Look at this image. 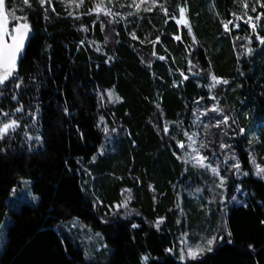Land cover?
I'll return each instance as SVG.
<instances>
[{
  "label": "trees",
  "instance_id": "1",
  "mask_svg": "<svg viewBox=\"0 0 264 264\" xmlns=\"http://www.w3.org/2000/svg\"><path fill=\"white\" fill-rule=\"evenodd\" d=\"M29 3L5 0L32 35L0 85V126L17 121L0 139V220L11 216L0 264H264V178L255 174L264 167V16L255 20L264 8ZM190 145L203 166L189 160ZM22 177L37 202L14 210L6 198ZM202 233L217 238L212 251L181 260ZM91 235L108 257L85 259Z\"/></svg>",
  "mask_w": 264,
  "mask_h": 264
},
{
  "label": "snow or ice",
  "instance_id": "2",
  "mask_svg": "<svg viewBox=\"0 0 264 264\" xmlns=\"http://www.w3.org/2000/svg\"><path fill=\"white\" fill-rule=\"evenodd\" d=\"M46 2V0H40V4L43 5ZM83 0H81V3ZM143 2V0H142ZM25 5L30 7L29 0H24ZM256 3L260 4L261 8H264V3H261V0H256ZM135 7L139 8V5H134ZM242 7L246 10L248 8V3H244ZM97 8L99 9L100 6L98 5ZM55 9H53L54 11ZM148 11L151 10V8L146 9ZM181 16L184 15L185 9L181 7L179 9ZM252 12H256L257 9L255 6L251 9ZM105 14H111L110 11L105 10ZM165 14H167V11L165 9ZM235 16L236 14L233 13ZM244 15L247 16V20H245V23L250 25L253 31L256 30V23L253 22V17L249 16L247 14V11L244 12ZM261 16H264V13H261L255 17L256 21H259L261 19ZM11 17V18H10ZM237 19H241V17L237 16ZM181 21H178V23ZM225 29H228V24H224ZM236 27H239V25H236ZM31 31V25L27 22L26 16H16L15 12L8 13L6 12L5 8V0H0V85H3L5 81H8L10 78H14L15 74L18 71V59L19 56L24 48L25 40ZM189 31H191V28H189ZM135 38V37H134ZM175 39L179 40L180 37L177 36ZM159 40V37H157V41ZM261 43H264V40H261ZM249 52H251V49H248ZM161 60L165 59L164 57H160ZM212 80L215 83H224L227 84V80H218L216 76H212ZM20 85L17 84L16 87H19ZM15 98V97H14ZM215 97H213L214 99ZM21 108H17L16 111H21ZM216 110V109H213ZM5 115H7L5 113ZM223 123H227V118L222 121ZM17 126V121L12 120L9 123H4L2 126H0V139L4 137V135L8 132L9 129H14ZM218 126V125H217ZM167 131V129H165ZM240 132L243 133L244 129L241 128ZM39 139V138H38ZM191 139V137H190ZM181 148L183 147V144L179 145ZM224 147V145H222ZM197 162L200 163L203 166V161L206 159V157L198 156L196 157ZM234 167L239 170L240 164L236 163ZM213 172L216 171L215 168L212 169ZM248 173H244V175H247ZM255 174L257 176H260L264 178V167H260L257 165ZM221 184H223V179H221ZM35 199V197H34ZM135 227V225H134ZM230 235V234H229ZM216 237H212L211 239L207 240L206 248L197 246L195 249L192 247H189L187 249L186 255L191 259H197L201 254H203L205 251H212V245L216 241ZM185 258V252L182 250L180 254V259L183 260Z\"/></svg>",
  "mask_w": 264,
  "mask_h": 264
},
{
  "label": "rangeland",
  "instance_id": "3",
  "mask_svg": "<svg viewBox=\"0 0 264 264\" xmlns=\"http://www.w3.org/2000/svg\"><path fill=\"white\" fill-rule=\"evenodd\" d=\"M262 127L264 128V124L262 125ZM191 141H192V143H194V138H191ZM185 152L188 155L189 160L192 163H198L196 157L202 156L200 154V152L196 149V147H194L193 145H190L189 150L185 151ZM215 177L217 179L219 178L218 173H216ZM216 185H218V181H216ZM185 187H186L187 191H189L191 188L188 184ZM199 187H201L200 184L195 186L196 190L201 191V189ZM215 191H216V188H215ZM34 197H35V199H34ZM129 201H130V196H127L126 200H124V201H122V203H120L121 209H124L123 207L125 205H127V203ZM238 201L241 202V200H238ZM36 202H37V196L31 191L30 179L26 178V177H22L19 179V185L17 187L13 188L11 190V192L9 193V196L6 198V204L11 209H14V210H17L19 208V206L22 204L35 205ZM10 217H11L10 214L8 212H5L3 218L0 220V250H1L2 242H3L4 236H5V229H6L8 222L10 221ZM76 221H77L76 219H72L73 223H75ZM73 223H71V224H73ZM210 235L203 234V233L199 234V236H198L199 238L197 239V241L195 242V244L193 245L192 248L195 249L197 246L206 248L207 240L212 238ZM94 238L98 239V240L96 241ZM183 239H186L185 234L182 235V240ZM91 242H94L96 245H91L90 244ZM81 248L83 250V255L87 261H92L93 259L95 260L96 257L100 256V254L102 256L104 254L105 256L108 257L110 254V251L112 250L109 245L104 243V241L102 240V237L100 235H91L88 242L85 243L84 245H82ZM188 248H189V246L185 245V247H183L181 249V251L184 249L183 251L185 252V257H187L186 252H187ZM107 249H110V250L108 251ZM105 251H106V253H105ZM101 258H103V257H101Z\"/></svg>",
  "mask_w": 264,
  "mask_h": 264
},
{
  "label": "water",
  "instance_id": "4",
  "mask_svg": "<svg viewBox=\"0 0 264 264\" xmlns=\"http://www.w3.org/2000/svg\"><path fill=\"white\" fill-rule=\"evenodd\" d=\"M31 35H32V30L29 32V34H28V36H27V38H26V40H25L24 48H23V50H22V52H21V54H20V56H19L18 61L20 60L21 56L23 55V53H24V51H25V48H26V46H27V44H28V41H29V39H30V37H31ZM17 64H18V62H17Z\"/></svg>",
  "mask_w": 264,
  "mask_h": 264
}]
</instances>
